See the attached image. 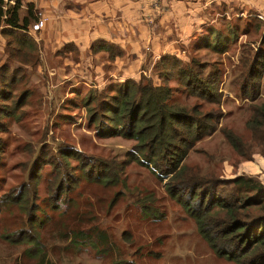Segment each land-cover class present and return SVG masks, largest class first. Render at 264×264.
I'll list each match as a JSON object with an SVG mask.
<instances>
[{"label": "rangeland", "instance_id": "374dc122", "mask_svg": "<svg viewBox=\"0 0 264 264\" xmlns=\"http://www.w3.org/2000/svg\"><path fill=\"white\" fill-rule=\"evenodd\" d=\"M215 30L221 41L229 39L225 52L195 40L181 59L197 60L204 75L216 70L219 100L189 95L175 70L168 82L177 88L174 101L212 112L217 122L185 164L195 173H244L264 183V117L254 115L264 103V69L258 79L247 72L264 48V24L231 18ZM214 33L204 36L214 41ZM147 77L159 81L155 74ZM92 89L101 86L74 73V48L45 52L32 36L0 34V264H36L40 252L26 240L29 235L40 240L53 264H234L210 249L149 167L127 160L134 140L97 133L84 105ZM224 131L242 146L233 147ZM111 162L117 163L113 182H97V171L86 173L91 163L107 168ZM143 206L157 208L156 217L145 216ZM94 225L113 238L114 253L74 241L76 229Z\"/></svg>", "mask_w": 264, "mask_h": 264}, {"label": "trees", "instance_id": "16d2710c", "mask_svg": "<svg viewBox=\"0 0 264 264\" xmlns=\"http://www.w3.org/2000/svg\"><path fill=\"white\" fill-rule=\"evenodd\" d=\"M2 3L0 0V5ZM19 8L20 1L15 0L5 18L0 10V34L5 31V26L25 28L28 22L36 19L34 16L21 18ZM214 35V41L204 37L205 45L215 44L213 50L225 52L228 37L221 41L220 33ZM261 43L264 44V33ZM182 60L173 55L161 56L152 68L159 80L157 83L141 74L138 79L110 82L100 91L90 90L84 101L88 118L100 136L118 135L135 141L126 152L127 160L151 169L162 182L171 202L181 207L218 257L234 264H264V183L244 173L231 178L195 173L196 170L185 164L190 152L195 151V144L217 130V122L212 112H202L197 105L187 108L173 100L177 88L168 83L172 75L175 78L173 71L178 80L190 88L189 95L208 102L219 99L215 87L216 70L204 75V66L197 60L187 63ZM249 68V76L258 79L260 70L264 69V48L255 52ZM254 115L264 117V103L254 109ZM224 135L233 147L242 146L241 140L232 132L224 131ZM105 165L91 163L86 173L92 175L97 171V182L102 181V177L108 178L107 183L113 182L111 178L117 173V163H108L107 168ZM157 211L155 207L142 208L147 217L155 218ZM73 237L74 241H92L99 248L114 253L113 238L95 225L76 229ZM26 240L33 242L40 252L36 264H53L47 261L46 250L39 239L29 235ZM114 264L123 262L118 260Z\"/></svg>", "mask_w": 264, "mask_h": 264}, {"label": "crops", "instance_id": "0c3cea01", "mask_svg": "<svg viewBox=\"0 0 264 264\" xmlns=\"http://www.w3.org/2000/svg\"><path fill=\"white\" fill-rule=\"evenodd\" d=\"M8 1L7 11L15 5ZM19 1L21 18L35 19L41 12L48 20L37 31L31 30L35 20L5 30L32 36L45 52L74 48V73L101 89L141 73L154 75L161 56L186 58L192 42L203 43L204 34L217 32L221 20L254 17L264 22V0H162L161 10L151 0Z\"/></svg>", "mask_w": 264, "mask_h": 264}, {"label": "built area", "instance_id": "2783aa9c", "mask_svg": "<svg viewBox=\"0 0 264 264\" xmlns=\"http://www.w3.org/2000/svg\"><path fill=\"white\" fill-rule=\"evenodd\" d=\"M5 2V3H4ZM8 0H3V3L0 5V10L3 11V18L6 17L5 13L7 11V3ZM162 0H151V5L153 6L154 9L156 10H161L162 5H161ZM48 18L43 15L41 12L36 13V19L35 22L31 26L32 31H37L40 30L44 24L47 22Z\"/></svg>", "mask_w": 264, "mask_h": 264}]
</instances>
